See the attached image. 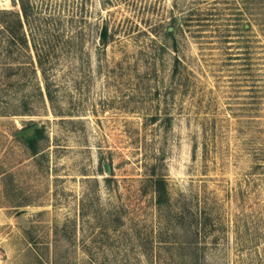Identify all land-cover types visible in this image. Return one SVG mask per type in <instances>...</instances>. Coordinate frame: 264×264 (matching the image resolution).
I'll list each match as a JSON object with an SVG mask.
<instances>
[{
	"label": "rangeland",
	"instance_id": "1",
	"mask_svg": "<svg viewBox=\"0 0 264 264\" xmlns=\"http://www.w3.org/2000/svg\"><path fill=\"white\" fill-rule=\"evenodd\" d=\"M30 6L0 13V264H264V0Z\"/></svg>",
	"mask_w": 264,
	"mask_h": 264
},
{
	"label": "trees",
	"instance_id": "2",
	"mask_svg": "<svg viewBox=\"0 0 264 264\" xmlns=\"http://www.w3.org/2000/svg\"><path fill=\"white\" fill-rule=\"evenodd\" d=\"M14 4H19L20 8H21V12L22 15L20 14V12H9V10H0V13H5V14H11L14 13L15 15L18 16V19L20 21V23L24 24V22H22V18H25L26 22H29V19L32 15V7L30 6V0H12ZM30 144L34 147L37 145V140H33L30 142Z\"/></svg>",
	"mask_w": 264,
	"mask_h": 264
}]
</instances>
